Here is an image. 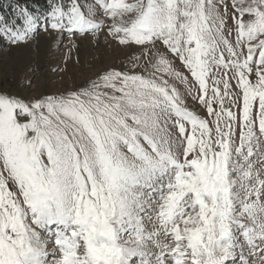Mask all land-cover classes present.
<instances>
[{"label":"snow or ice","instance_id":"snow-or-ice-1","mask_svg":"<svg viewBox=\"0 0 264 264\" xmlns=\"http://www.w3.org/2000/svg\"><path fill=\"white\" fill-rule=\"evenodd\" d=\"M47 5L0 14V41L132 54L0 87V264H264V0Z\"/></svg>","mask_w":264,"mask_h":264},{"label":"rangeland","instance_id":"rangeland-1","mask_svg":"<svg viewBox=\"0 0 264 264\" xmlns=\"http://www.w3.org/2000/svg\"><path fill=\"white\" fill-rule=\"evenodd\" d=\"M131 54L132 50L106 42L102 34L94 38L91 35H49L41 31L20 48H10L6 42L0 46V87L19 91L21 81L34 76V84H42L47 89L74 88L105 65L120 67ZM66 56L70 57L67 63ZM57 65L61 71L52 72ZM189 102L199 110L198 105Z\"/></svg>","mask_w":264,"mask_h":264},{"label":"trees","instance_id":"trees-1","mask_svg":"<svg viewBox=\"0 0 264 264\" xmlns=\"http://www.w3.org/2000/svg\"><path fill=\"white\" fill-rule=\"evenodd\" d=\"M68 0H65V4ZM21 7L27 6L36 14H43L47 9V0H0V14H3L8 20H15L18 24L22 23V17L18 15L17 5ZM5 42L0 41V46H4Z\"/></svg>","mask_w":264,"mask_h":264}]
</instances>
